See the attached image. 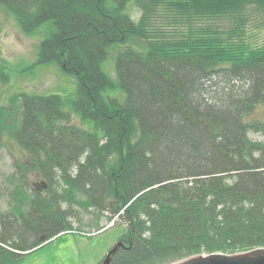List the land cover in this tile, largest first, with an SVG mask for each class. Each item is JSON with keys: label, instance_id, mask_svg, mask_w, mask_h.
Here are the masks:
<instances>
[{"label": "trees", "instance_id": "1", "mask_svg": "<svg viewBox=\"0 0 264 264\" xmlns=\"http://www.w3.org/2000/svg\"><path fill=\"white\" fill-rule=\"evenodd\" d=\"M0 6L29 36L48 27L32 66L54 64L76 81L71 99L0 101V146L9 138L22 148L0 169V264L82 231L84 212L96 231L103 216L126 228L109 264L264 248V117L252 116L264 107V0ZM115 44L112 77L102 64Z\"/></svg>", "mask_w": 264, "mask_h": 264}, {"label": "rangeland", "instance_id": "2", "mask_svg": "<svg viewBox=\"0 0 264 264\" xmlns=\"http://www.w3.org/2000/svg\"><path fill=\"white\" fill-rule=\"evenodd\" d=\"M127 12L138 19L141 10L134 3H130ZM47 31L48 27L43 25L32 36L25 34L15 17L0 6V65L8 66L10 75L8 83L0 81V101L3 104L8 103L9 95L14 92L57 93L65 99L74 97L76 81L72 76L62 72L54 64L32 66L37 55V45ZM115 46L118 45L110 47L108 57L102 64L103 70L112 77H116L115 55L121 49L114 48ZM120 92L119 89L105 91L107 95L117 98ZM252 116L264 117V107H257ZM71 121L83 128L94 130L93 121L82 119L75 113H72ZM251 136L259 138L255 133H251ZM21 155L22 148L19 143L7 138L0 146V169H8L7 164ZM92 218L93 214L84 212L83 219L87 225L82 227V231L75 229L46 241L42 247L26 253L17 264H101L116 243L122 241L121 237L126 228L103 216L100 220L103 229L96 231L95 226L90 223ZM73 222L75 227L78 226V220L74 219Z\"/></svg>", "mask_w": 264, "mask_h": 264}, {"label": "water", "instance_id": "3", "mask_svg": "<svg viewBox=\"0 0 264 264\" xmlns=\"http://www.w3.org/2000/svg\"><path fill=\"white\" fill-rule=\"evenodd\" d=\"M122 245H124L123 241L117 242L101 264H109L111 255ZM171 264H264V248H256L231 255L222 253L198 254Z\"/></svg>", "mask_w": 264, "mask_h": 264}]
</instances>
